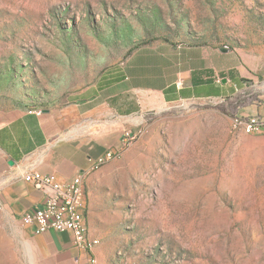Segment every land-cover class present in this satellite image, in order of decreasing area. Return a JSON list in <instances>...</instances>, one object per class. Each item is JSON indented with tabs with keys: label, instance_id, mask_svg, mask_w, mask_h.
Listing matches in <instances>:
<instances>
[{
	"label": "rangeland",
	"instance_id": "1",
	"mask_svg": "<svg viewBox=\"0 0 264 264\" xmlns=\"http://www.w3.org/2000/svg\"><path fill=\"white\" fill-rule=\"evenodd\" d=\"M162 43L227 47L253 66L264 0H0V119L62 113ZM230 106L120 117L118 153L86 185L99 264H264V135L238 136ZM0 264L79 263L34 253L0 214Z\"/></svg>",
	"mask_w": 264,
	"mask_h": 264
},
{
	"label": "crops",
	"instance_id": "2",
	"mask_svg": "<svg viewBox=\"0 0 264 264\" xmlns=\"http://www.w3.org/2000/svg\"><path fill=\"white\" fill-rule=\"evenodd\" d=\"M148 49L153 50L134 53L117 79L81 90L62 113L30 110L0 119V214L19 227L34 253L62 252L85 264L71 233L33 234L23 225V213L44 201L43 192L24 176L31 171L53 173L64 182L83 173L87 185L96 160L118 148L120 117L198 101L231 105L227 112L232 116L264 121V49L256 54L253 66L230 50L170 43ZM236 134L259 139L264 131Z\"/></svg>",
	"mask_w": 264,
	"mask_h": 264
},
{
	"label": "built area",
	"instance_id": "3",
	"mask_svg": "<svg viewBox=\"0 0 264 264\" xmlns=\"http://www.w3.org/2000/svg\"><path fill=\"white\" fill-rule=\"evenodd\" d=\"M181 85L182 82L177 83ZM37 112V111H34ZM233 129L253 134L264 130V121L257 116H235L232 122ZM118 153V148L108 150L100 156L92 169L102 166V160L112 159ZM82 174H78L72 180L61 181L53 174H43L39 171H31L24 178L40 189L44 194V201L40 206L27 210L21 220L24 226L31 229L33 234L56 231L71 233L75 246L84 253L85 264H99L97 262V243L94 248H86L82 240L81 218L87 206V198L80 195Z\"/></svg>",
	"mask_w": 264,
	"mask_h": 264
},
{
	"label": "bare ground",
	"instance_id": "4",
	"mask_svg": "<svg viewBox=\"0 0 264 264\" xmlns=\"http://www.w3.org/2000/svg\"><path fill=\"white\" fill-rule=\"evenodd\" d=\"M108 160H110V159L102 160V165H104ZM85 177H86L85 175H82V184L80 186V195L82 197L87 198L86 184L84 181ZM86 213H87V206H86V210L84 211V218H81V228H88V229H83L82 240L85 242L86 248H94L93 242H92L90 235H89V227H88Z\"/></svg>",
	"mask_w": 264,
	"mask_h": 264
},
{
	"label": "water",
	"instance_id": "5",
	"mask_svg": "<svg viewBox=\"0 0 264 264\" xmlns=\"http://www.w3.org/2000/svg\"><path fill=\"white\" fill-rule=\"evenodd\" d=\"M220 49H223V50H226V51H227V47H222V48H220Z\"/></svg>",
	"mask_w": 264,
	"mask_h": 264
},
{
	"label": "trees",
	"instance_id": "6",
	"mask_svg": "<svg viewBox=\"0 0 264 264\" xmlns=\"http://www.w3.org/2000/svg\"><path fill=\"white\" fill-rule=\"evenodd\" d=\"M117 78H118V77H116V78H114V79H117ZM114 79H113V80H114Z\"/></svg>",
	"mask_w": 264,
	"mask_h": 264
}]
</instances>
